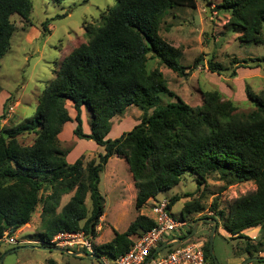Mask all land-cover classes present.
I'll list each match as a JSON object with an SVG mask.
<instances>
[{
	"label": "trees",
	"instance_id": "trees-1",
	"mask_svg": "<svg viewBox=\"0 0 264 264\" xmlns=\"http://www.w3.org/2000/svg\"><path fill=\"white\" fill-rule=\"evenodd\" d=\"M196 5V0H116L115 7L101 15L100 27L84 28L89 41L71 51L55 71L38 100L35 119L15 128L0 127V239L29 224L40 204L44 231L38 241L42 246L60 232L83 231L92 240L96 238L104 215L99 174L111 157H117L128 165L137 189V210L177 186L186 172L201 180L216 173L227 185L252 182L254 191L235 199L226 216L221 211L216 216L230 236L247 242L244 254L250 262H264L263 257L252 260L264 252V95H254L246 88L247 98L255 106L247 115L235 114L232 104L222 101L216 92L204 93L201 107L193 108L168 90L161 71L148 69L149 58H156L168 70L183 74L184 67L176 61L179 50L166 43L159 30L169 9L193 10ZM217 8L229 14L228 26L240 29L239 42L264 45V0H222ZM31 10V0H0V59L15 32L11 17L28 21ZM47 26L45 21L42 32ZM201 60L199 56L194 65ZM261 60L264 62V58L233 60L232 64L251 68L255 63V68ZM207 69L216 74L228 71L211 59ZM163 97L176 101L161 104ZM66 102L75 111L73 135L103 149L98 160L85 169L80 160L68 164L67 153L59 146L58 135L70 121ZM131 106L141 111L139 123L119 138L108 139L111 120ZM82 109L89 115L87 135L82 132ZM29 134L35 135L32 144L20 145L17 138ZM71 192L73 196L57 212L61 196ZM86 198L91 205L89 214ZM179 200L171 197L167 210ZM190 206L185 205L186 213ZM153 226V220L139 215L125 232L114 233L111 241L95 250L115 261L131 249V237L138 239ZM254 228H258L259 239L253 244L256 239L244 232ZM195 242L189 239L182 244ZM202 249L205 264H214L209 240Z\"/></svg>",
	"mask_w": 264,
	"mask_h": 264
},
{
	"label": "rangeland",
	"instance_id": "rangeland-1",
	"mask_svg": "<svg viewBox=\"0 0 264 264\" xmlns=\"http://www.w3.org/2000/svg\"><path fill=\"white\" fill-rule=\"evenodd\" d=\"M222 0H196V9H169L162 18L159 35L170 46L179 50L176 61L184 67L183 74L178 75L159 64L156 58H149L148 69H158L163 74L168 90L177 99L193 108L201 107L202 95L207 92L218 93L224 102L229 101L235 108V114L247 115L255 109L248 100L246 88L254 95H264V62L262 60L251 68H235L233 60H251L264 58V45L244 44L239 42L240 29L227 25L229 14L217 8ZM32 10L28 21L12 16L15 32L5 55L0 59V127L15 128L35 119L38 100L53 80L55 71L71 51L80 44L89 41L85 27L96 29L101 26L100 17L115 7L116 0H65L59 3L50 0H31ZM48 21L47 31L42 32V24ZM239 31V32H238ZM264 33V29H263ZM201 61L194 65L195 60ZM221 64L228 71L216 74L207 69L208 60ZM235 71V76H232ZM174 98L163 97L161 104L175 102ZM65 108L70 121L65 123L58 135L59 146L66 152L68 164L80 160L82 168L98 160L103 149L93 141L79 140L73 135L75 128V111L70 102ZM5 109V111H4ZM4 112V114H3ZM83 121L82 132L89 134V115L81 110ZM151 113V111H149ZM141 111L135 106L129 107L122 116L111 120L108 139L119 138L139 123ZM34 134L17 138L22 146H30ZM255 190L252 182L227 185L218 174H210L201 180L193 174L184 173L180 183L170 190L158 194L157 199L179 197L170 214L175 220L186 222V226L173 236L178 237L190 230L199 220L196 232L190 238L205 244L211 237L213 221L216 230L212 247L213 263L217 264H264L250 262L244 254L246 241L230 236L222 228V219L216 216L219 211L227 215L229 207L238 197ZM50 192L41 194L42 197ZM98 193L103 199L104 215L100 219L98 237L92 240L94 258H84L57 251L34 249H16L26 245L41 247L39 235L44 231L41 217L42 204L38 205L31 222L13 236L18 245L0 243V259L2 264H104L111 263L107 254H98L96 248L109 242L114 233L125 232L139 215L151 216L149 208L152 200H148L140 210L135 208L137 189L134 187L128 165L123 158L111 157L99 174ZM74 192L63 195L59 201L57 212L67 204ZM215 199V200H214ZM215 201V211H212ZM191 203L189 213L185 205ZM88 214L91 209L86 198ZM183 213V214H182ZM181 214L183 217H181ZM206 219H201V218ZM84 221L80 224L83 225ZM188 235V234H187ZM244 235L250 239H259L258 228L248 229ZM131 240H136L135 236ZM28 241V242H26ZM183 244L171 245V249L181 248ZM169 246L159 252L162 256ZM71 252V251H69ZM257 257H264V252Z\"/></svg>",
	"mask_w": 264,
	"mask_h": 264
},
{
	"label": "built area",
	"instance_id": "built-area-1",
	"mask_svg": "<svg viewBox=\"0 0 264 264\" xmlns=\"http://www.w3.org/2000/svg\"><path fill=\"white\" fill-rule=\"evenodd\" d=\"M151 200L152 204L149 208L151 216L148 218L153 220L154 226L140 238L134 240L131 249L127 253L118 257L115 261H111L109 264H205L202 249L203 243L199 241L186 244L181 248H175L162 256H158L159 252L165 247L156 252L157 249L163 243L176 238L169 239L176 231L179 232L183 229L186 226V222L175 220L171 216L170 211L167 210L169 202L166 199ZM0 243L7 245L19 244L14 239V236H9L7 233L0 239ZM45 246L61 248L68 253H76L73 252L74 250L89 255H93L94 253L92 238L83 231L60 232Z\"/></svg>",
	"mask_w": 264,
	"mask_h": 264
},
{
	"label": "water",
	"instance_id": "water-1",
	"mask_svg": "<svg viewBox=\"0 0 264 264\" xmlns=\"http://www.w3.org/2000/svg\"><path fill=\"white\" fill-rule=\"evenodd\" d=\"M199 220L195 221V224L192 228V231L187 235L185 236L184 238H174L173 240L171 241H168V242H165L163 243L158 249L156 252L160 251L161 249H163L164 247H167L171 244H181V243H185L187 241H189V239L193 236V234L196 232V229L198 227V224H199ZM213 228L211 230V237L209 239V253L211 255L212 258L213 257V247H212V241H213V236L215 234V230H216V223L215 221H213ZM34 248H37V249H40V250H44V251H57V252H61V253H67V254H70V255H74V256H77V257H84V258H94V257H90L87 253H84V252H76V253H68L67 251H65L64 249H61V248H53V247H46V246H41V247H36L34 245H26V246H22V247H17L16 249H34ZM256 258H253L252 260H254ZM264 260V257L261 258ZM251 261V260H250ZM215 264L216 261L214 260ZM0 264H2V259H0Z\"/></svg>",
	"mask_w": 264,
	"mask_h": 264
},
{
	"label": "crops",
	"instance_id": "crops-1",
	"mask_svg": "<svg viewBox=\"0 0 264 264\" xmlns=\"http://www.w3.org/2000/svg\"><path fill=\"white\" fill-rule=\"evenodd\" d=\"M158 197V195L156 196V198ZM151 200V199H150ZM102 219V218H101ZM101 222V221H100ZM100 225L97 227V230L99 231L100 230ZM98 231H97V237H98Z\"/></svg>",
	"mask_w": 264,
	"mask_h": 264
},
{
	"label": "clouds",
	"instance_id": "clouds-1",
	"mask_svg": "<svg viewBox=\"0 0 264 264\" xmlns=\"http://www.w3.org/2000/svg\"><path fill=\"white\" fill-rule=\"evenodd\" d=\"M178 238V237H177ZM43 247V246H42ZM89 255V254H88Z\"/></svg>",
	"mask_w": 264,
	"mask_h": 264
}]
</instances>
